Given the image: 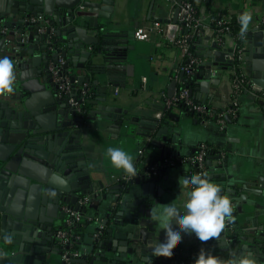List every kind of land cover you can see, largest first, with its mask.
<instances>
[{"label": "crops", "instance_id": "0c3cea01", "mask_svg": "<svg viewBox=\"0 0 264 264\" xmlns=\"http://www.w3.org/2000/svg\"><path fill=\"white\" fill-rule=\"evenodd\" d=\"M198 1L199 14L204 16L205 23L210 30L213 27L214 18L218 15L229 16L239 22L242 15L249 16L250 20L245 33L259 21L264 20V0ZM17 2L20 6L7 3V15L10 14L8 13L9 9L10 12L12 9L19 8L21 10L20 8L31 3L29 0H18ZM151 3L152 0H115L112 11L113 31H116L119 38L123 40L120 43L121 49L107 52L109 55L115 56L110 62V73H108L113 80L111 83L105 74L93 73L87 68L77 66L83 59H87V55L83 47L81 49L77 46L76 38H68L59 42L61 50L65 54L66 63H68L67 67L73 77L77 79L78 88L89 83L93 92L92 99H103L99 103L113 105L125 117H131V120L125 122L122 128L112 126L114 123L112 120L85 121L81 127V149L76 148L67 152V155H70V160L72 159L70 168L72 175L76 177V182L91 183L94 187L87 194H83L82 191L78 194L79 198L84 195L93 198V202L84 210L89 219L85 220L88 225L84 236L82 235V259L91 260L95 251L98 250L95 238L98 236L96 234L101 224L105 225V232L110 227L118 229L114 220L117 217L118 220H121L120 214L125 209L126 201H129L133 195L141 193V184L155 179L152 183L153 186L149 187L148 193L152 197L161 198L156 208L174 197L179 200L180 194L189 187L178 184V178L182 173L189 175L191 173V166L183 163L169 167L153 177H136L133 180L132 193L126 194L124 188L130 181L126 182L124 177L130 174L112 165L106 154L108 147H122L127 151L133 157L136 173L143 172L153 158H164L169 155L186 157L194 154L200 144L207 143L218 150L209 171L210 179L220 185L222 194L230 197L233 211L238 208L244 210V213H241L240 210L237 212L239 226L236 227L237 229L232 223L233 213L231 220L226 219L225 229L221 236L218 239L209 240L208 251L224 260L250 253L255 264H262L259 261L258 252L249 248L248 238L264 232V97L257 94V92H264V88L254 82L255 71L251 62L242 60L240 62L241 69L248 75L256 90L252 88L242 92L239 98V116L234 118L228 114L225 128L222 129L214 120L199 119L196 114L188 112L182 107L174 106L168 109L165 106V100L178 93L183 78L181 77V66L186 61V53L183 48L174 45L166 37V32L173 35L171 31L175 29L174 35L179 36L184 33V29L179 24L173 23L177 8L175 1L160 0L154 16L149 14ZM4 6L6 7V5ZM19 17L21 14L15 13L13 17L8 15L11 23H14ZM28 18L30 17L25 18V22H31ZM162 19H168L171 22H164ZM156 22H160L162 25L159 29L155 28ZM168 24L174 27L168 29ZM54 27L58 28V26ZM140 27L151 29L149 39H138L134 36V31ZM7 28L9 31L14 29L17 36L20 35V31L26 39L25 47L14 52L13 48L16 42L14 37L9 34V31L6 34L0 30V57L7 56L16 65L14 72L17 85L14 91H17L18 94L15 93L14 96L24 97L28 101L30 112L33 113V124L39 126V131L32 133V136L44 142L39 143L42 150L55 155L56 153L51 150L58 146V143L55 138H50V133L57 130L51 131L50 129L64 122L74 123L76 116L71 107H67L69 105L67 101L60 97L57 87L52 81V76L49 75L50 70L48 72L47 69L49 54L47 48L44 47V41L40 37L28 39L34 30L27 25L16 26L13 24ZM210 30L208 33L211 32ZM4 35L7 38V47L2 41ZM211 38L210 41H212ZM123 41L125 42L123 43ZM205 42L203 39L202 42L199 41V44L204 45ZM246 42L244 40V46ZM225 45L236 48V38L231 34L227 35ZM102 46L101 40L99 44L89 47L93 50ZM200 58L202 62L208 61L204 57L200 56ZM22 60L25 62L18 67L17 63ZM84 62L87 66V60ZM204 69L205 73L201 75L203 68H198L200 77L196 78L197 82L193 88L194 97L207 103L215 110H226L232 104L233 99L232 68L218 69L212 66L208 69L205 66ZM213 71H216V74H213ZM23 74L24 79H22ZM82 76L86 77V80L83 85H80L79 80ZM204 81H207V91L202 90ZM22 83L26 85L32 83L37 87L34 90L26 89ZM5 99H9L11 106L20 102L12 99L11 93L0 95V100ZM96 107V105H90L89 111ZM27 109L25 103H21V108H18L19 111ZM67 110H69L68 113ZM4 111V109H0V120L7 121ZM78 128L77 125L65 126L61 130L73 131ZM46 129L49 130L47 131L49 133H42ZM68 142L65 143V147ZM81 150L84 151L86 165H78L76 158L81 156ZM141 150H143V154L140 152ZM221 153H223V158H216ZM87 170L90 178L87 177ZM137 178H140V185L135 183ZM122 190L123 194L121 195ZM8 191L9 186H0L1 196ZM52 194V190L46 191L45 188H42L37 198H27L26 195L23 201L20 199L16 202L18 206L23 204V209L25 211L28 209V212L35 215L39 221V224L35 226L24 224L20 226L17 222H12L5 228V236L10 235L13 242L21 243L27 257L28 263L22 262V260L17 263L41 264L43 261L40 257L44 254L49 262L58 263L63 260L62 255L58 256L52 253L53 248L59 247L57 231L49 230L47 220L40 221L39 218L42 216V218L53 220L55 229L58 225L63 224L65 216L63 218L62 205L69 203L66 201V197L70 194H65L59 209L55 206L54 201L50 200ZM14 196L16 193H13V198ZM72 205L77 206L76 208L79 206L78 202ZM79 208L82 209V207ZM157 228L159 232L156 237H150L147 244L140 243L137 246L136 253L133 255L135 264H153L151 260L154 258V252L150 250L149 244L152 240L163 238L165 234L159 224ZM235 230L237 234H234ZM182 235L183 239L175 245L186 249L190 248L194 244L195 236ZM130 246L133 247L132 242H130ZM95 264H100V262L96 261Z\"/></svg>", "mask_w": 264, "mask_h": 264}, {"label": "water", "instance_id": "95a60500", "mask_svg": "<svg viewBox=\"0 0 264 264\" xmlns=\"http://www.w3.org/2000/svg\"><path fill=\"white\" fill-rule=\"evenodd\" d=\"M17 1H0V19L3 25L7 27L13 24L16 26H19V24L27 25L34 30V33L28 36V39L32 40L34 37H40V39L44 41V47L47 48V53L49 54L47 62L48 72L50 61L57 60L59 51H62L60 45L57 43H59L60 40L76 38L79 44H77V46L85 49L84 52L87 55L86 60L88 62L86 66L84 62L86 60L83 59L77 66L84 69L87 68L93 73L105 74L109 77L107 78L109 83H111V81L113 82L108 73H110V62L115 56L109 55L107 52L121 49L120 43H122L123 40L119 38L120 36L116 31H113L114 23L112 22V11L115 0H29L31 3L20 8L21 10H19V8L12 9V12H10V9L8 10V13H10L8 15L10 17L15 16V13L21 14L19 19L11 23L7 15V5L12 2L11 4L14 6H20ZM159 2L160 0H152L149 13L150 16L156 14V8ZM4 5H6V7ZM178 14L179 8L177 7L173 18L174 24H178ZM31 15L50 17L52 26H58V28L53 26L56 33L55 50H48L47 40L50 30L43 33L39 31L42 22L34 24L29 21L25 22V18ZM162 21L171 22V20L168 19H162ZM19 33L20 35L17 36L14 29L9 31V34H11L16 41L13 48L14 52L25 47L26 42L22 41L24 34L20 31ZM171 33L174 35L175 29H173ZM125 36L127 37V34ZM203 39L206 41L204 45H200L199 43L193 45L196 54L208 59V61L201 62L199 66L203 68L200 73L201 75L205 73V66L208 69L212 66L218 69H231L234 67L236 60H238V58H235L237 55V48L228 47L226 45L223 46L216 41H210V36L200 38L199 41L202 42ZM101 40L103 44L102 47L93 50L89 47L99 44ZM245 40L247 41L246 45L244 46L243 44L241 48L242 60L251 62L255 71L254 82L261 88H264V20L259 21L258 24L247 31ZM2 41L4 46L7 47L8 42L6 35H4ZM124 42L125 41H123V43ZM62 54L65 55L64 52H62ZM69 61L71 60L69 59ZM24 62V60L19 61V63L16 61L18 67ZM67 66L68 63H66V67ZM15 68L16 65L14 64V69ZM50 73L51 72H49V75L51 77ZM200 74L198 75L197 73V76L200 77ZM184 75L185 71L182 70L181 77H184ZM23 76L24 74L22 75V79H24ZM85 80L86 77L82 76L79 80V84L83 85ZM206 83L207 81L202 83L203 91H207ZM23 84L24 88L30 90H34L37 87L32 83L30 85L22 83V85ZM16 85L17 81L15 79L13 88H15ZM15 93H17V91L11 93L12 99L20 101L16 102L15 106L10 105L9 99L0 100V109L5 110V118L8 119L7 121L0 120V186H9L8 193H4L3 196L0 195V264H22L17 263L21 260L22 262H27V257L24 254L21 243L5 239L4 230L8 224L12 222H17L20 226H23V224L26 226H35L39 224L35 215H31L28 209L25 211V209H23V204L19 206L16 205V202L20 199L23 201L26 195L27 198H37L42 188H45L46 191H53L50 200H53L55 206L59 209L66 193L70 194L66 197V201L71 204H76L80 191H82L83 194H87L94 189L91 183L80 184L76 182V177L72 175V169L70 168V166H72V159L70 160V155H67V152L72 149H81V127L84 122L89 120H112L114 122L112 126L122 128L125 122L131 120V117H125L124 114L118 112L119 109H115L113 105L99 103V101L103 99H90L88 100L89 103L97 107L89 111L87 118H80L79 114L71 108L73 114L76 116L75 122H64L50 129L51 131L57 130L54 133H50V138H55L56 143H58V146H55L54 149L51 150L56 153L52 155L48 151L42 150V146L39 143L44 142L41 141V139H36L32 136V133H37L39 131V126L33 124V113L30 112L28 101L24 97L14 96ZM21 103H25L28 107L26 111L18 110L19 107L21 108ZM67 107H70V105ZM68 111L69 110H67V113ZM76 125L79 128L73 131L69 129L61 130V128L65 126L71 127ZM47 131L49 130L46 129L42 133ZM67 141L69 142L65 147ZM214 158L208 160L209 165H212ZM216 158H223L222 154L217 155ZM76 159L78 165H86L87 163L84 151L82 150L81 156L79 158L77 156ZM87 177L90 178L88 170ZM154 180L155 179H152L150 182L141 184V193L136 196L133 195L129 201H126L125 209L120 214L122 217L121 220H118V217L114 220V223L118 225V229L110 227L106 230L107 232H105L104 229L102 233L95 238L98 250L95 251L91 260L85 258L82 259L83 262H89L88 264H95L96 261H99L100 264H135L133 255L136 253L137 246L140 243L147 244L149 238L156 237L159 232L157 228L159 223L155 222L150 215V210L156 208V205L161 201L160 197H152V195L148 193L149 187L153 186L152 183H154ZM135 183L140 185V178H137ZM133 184V181L127 183L124 188L126 194L132 193ZM13 193H16L14 198ZM122 194L123 190L121 191V195ZM238 210H240V208L233 211L234 217L236 216V218L233 217L232 219L235 228L239 227L237 220ZM240 212L244 213L243 208ZM64 216L63 214V218ZM39 219L40 221L47 220V224H49L47 228L51 231H57L62 226V224L60 226L58 225L55 229L53 220L42 218V216ZM234 234H237L236 230ZM248 241L249 248H253L258 252L259 261L264 264V232L255 237L248 238ZM130 242L133 243V247L130 246ZM52 253L61 256L62 250L60 247L56 246L53 248ZM40 258L43 261L41 264H65L64 260L58 263L47 261L46 254L41 255ZM146 260H148L147 257Z\"/></svg>", "mask_w": 264, "mask_h": 264}, {"label": "built area", "instance_id": "2783aa9c", "mask_svg": "<svg viewBox=\"0 0 264 264\" xmlns=\"http://www.w3.org/2000/svg\"><path fill=\"white\" fill-rule=\"evenodd\" d=\"M176 2L177 7L179 8L178 14V24L184 29V33L175 36L170 35L169 32H166V37L170 41L185 50L186 61L184 65L181 66V69L187 74H193L197 68H199L202 59L194 49L191 47V40L194 38H204L208 35H211L210 38L212 41H216L218 44L225 46V37L230 34V24L232 22V17L218 15L214 18L213 27L205 23L204 16H201L198 11V7L191 0H172ZM32 23L42 22L41 27L39 28L40 32L49 31V38L47 44L50 50H55L56 45L54 38L56 37L55 29L52 26V21L50 17L47 16H35L32 15L28 18ZM160 22L155 23V28L159 29L161 27ZM168 29H172L174 26L168 24ZM0 30L3 33H8L9 29L2 24L0 19ZM209 30L211 31L210 33ZM151 35V29L137 28L134 31V36L138 39H149ZM22 41L25 42V37L22 38ZM235 58L242 60V49L237 50V55ZM234 58V59H235ZM241 62V61H240ZM64 67H66V58L62 54V51H59L57 60L50 61L49 70L51 72L52 80L57 87V91L60 97L64 98L70 107L75 110L78 114L86 113L85 103L88 101L92 95V89L89 83H85L79 92L77 87V79L71 77L70 72H65ZM232 84H233V99L232 104L226 110H215L207 103L196 99L191 90L188 87L182 86L179 88L178 93L173 97L166 98L165 106L169 109L171 107L177 106L179 103H182L186 107V111L196 114L199 119L203 120H214L222 129L226 126V116L228 114L232 115L234 118L239 116V98L242 92L245 89L256 90V87L252 84L248 75L243 72V70H237L234 67L232 68ZM213 74H216V71H213ZM258 90V89H257ZM259 96L264 97V92H257ZM143 154V150L140 151ZM223 156V153H221ZM206 144L202 143L198 146L197 152L189 156H174L169 155L163 159H157L153 161L152 164L146 167L142 171H138L135 174H130L124 177L126 182L133 181L136 177H153L160 174L162 171L168 169L169 167L176 166L179 164L187 163L191 166V174L201 173L207 174L206 166ZM93 198L88 195L80 197L78 202V208L74 205L66 203L62 205V210L65 214L64 223L67 226H70L75 223L83 222L86 219H89L86 216V213L80 210L79 207H87L93 201ZM105 229V225L101 224L98 229L99 235ZM56 237L58 240L59 247L62 250V258L65 261V264H88L83 262V252L82 248V235L74 234L69 228H59L56 232ZM77 242V243H76ZM79 245L78 248L71 249L75 245ZM193 248L188 251L180 249L176 252V255L179 257L174 258L170 264H193L197 254L202 249V243L198 238L195 237ZM69 247V248H66Z\"/></svg>", "mask_w": 264, "mask_h": 264}, {"label": "clouds", "instance_id": "9594fccd", "mask_svg": "<svg viewBox=\"0 0 264 264\" xmlns=\"http://www.w3.org/2000/svg\"><path fill=\"white\" fill-rule=\"evenodd\" d=\"M249 20L247 15L240 17L242 35ZM15 79L13 61L7 56L0 57V95L14 91ZM106 154L114 167L135 174L133 157L122 147H108ZM178 184L189 186L180 194L179 200L174 197L150 210V215L165 233L163 238L152 240L149 244L156 254H171L173 246L183 239L182 234L194 235L202 242L218 239L225 229L226 219H232V200L222 194L220 185L212 182L206 173H182ZM5 239L11 241L12 237L9 235ZM193 264H255V261L250 253L224 260L201 249Z\"/></svg>", "mask_w": 264, "mask_h": 264}, {"label": "trees", "instance_id": "16d2710c", "mask_svg": "<svg viewBox=\"0 0 264 264\" xmlns=\"http://www.w3.org/2000/svg\"><path fill=\"white\" fill-rule=\"evenodd\" d=\"M191 1L193 3H195L196 5L199 2L198 0H191ZM241 28H242L241 23L237 19L232 18V22L230 24V29H231L230 34L233 35L236 38V48H237V50H239V49H241L243 47V42L245 40V34L246 33L244 31V33L242 35L241 34ZM54 41L56 43V37L54 38ZM198 43H199V38L192 39L191 40L192 49H193V45L198 44ZM57 44H59V43H57ZM96 48H98V47H96ZM63 69H64L65 72H68V73L70 72L68 67H64ZM235 69H237L238 71L241 70V64H240L239 60H236ZM197 73H198V68L195 70V72L193 74L189 75V74L185 73V75L182 78V81L180 83V88L182 86L188 87L191 90L192 94H193V88H194V86H195V84L197 82V79H196L197 78ZM70 75H71V77H73L71 72H70ZM77 87H78V85H77ZM79 88H78V90H79ZM80 91L81 90H79V92ZM92 98H93V95H92V97L90 99H92ZM90 105L91 104L89 103V101H86V103L84 105L85 108H86V113H84L83 115L79 114L80 118H83V119L87 118V116L89 114ZM177 106L182 107L183 109L186 110L185 105L182 104V103H179ZM217 151L218 150H217L216 147L206 143V155H207L206 166H207V170H208L207 176L209 178H210L209 171L211 170V165L208 164V160L209 159H213L215 157V155L218 153ZM157 159H163V158H153L150 161L149 164H152L153 161H155ZM145 177H147V176H145ZM85 208H87V207H82V209H80V210L83 212L85 210ZM87 225H88V223L84 220L83 222L75 223V224H72L70 226H67L65 223H63L61 227L62 228H69L75 235L76 234H80V235L84 236V231H85ZM200 242L202 243V249H206L208 251V248H209V245H210L209 240L206 241V242H202V241H200ZM81 243L83 244V240H82ZM193 246L194 245H192L189 249L193 248ZM78 247H79V245L76 244L71 249H75V248H78ZM66 248H69V247L66 246ZM173 248H174V250H173V252L171 254H167V253L156 254V253H154V258H152L151 263H153V264H170L171 261L174 258L179 257V256L176 255L177 251H179L180 249H184L186 251L189 250V249L183 248V247L178 246V245L173 246Z\"/></svg>", "mask_w": 264, "mask_h": 264}]
</instances>
